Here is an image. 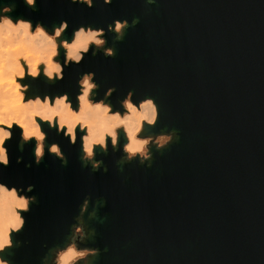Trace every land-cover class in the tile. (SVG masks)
I'll return each mask as SVG.
<instances>
[{"label": "water", "instance_id": "1", "mask_svg": "<svg viewBox=\"0 0 264 264\" xmlns=\"http://www.w3.org/2000/svg\"><path fill=\"white\" fill-rule=\"evenodd\" d=\"M12 15L42 21L49 30L67 20L69 41L81 24L107 29L114 19L131 24L139 17L115 44V34L106 31L115 56L90 50L81 64L65 68L63 80L48 83L41 74L23 83L31 85L28 96L68 92L76 108L80 74L95 72L96 99L113 86V110L129 90L135 102L153 97L158 121L142 135L176 129L179 140L162 150L153 145L150 167L134 159L121 170V132L120 151L112 152L109 142L107 155L97 152L108 171L93 173L79 159V135L72 145L45 124L46 153L37 165L35 141L21 151L14 128L2 182L34 185L27 195L38 202L13 237L25 243L5 258L42 264L48 248L67 241L91 194L96 215L85 220L96 235L80 246L100 249L94 264H264V0H94L91 8L37 0L36 11L18 0ZM58 59L63 62L62 48ZM53 142L68 157L66 166L47 153Z\"/></svg>", "mask_w": 264, "mask_h": 264}, {"label": "clouds", "instance_id": "2", "mask_svg": "<svg viewBox=\"0 0 264 264\" xmlns=\"http://www.w3.org/2000/svg\"><path fill=\"white\" fill-rule=\"evenodd\" d=\"M18 0H0V264H12L5 256L14 255L11 249L22 246L23 241L14 239L23 231L26 225L25 213L31 210V205L37 203L34 195H27L34 189L29 184L27 188L9 186L2 182L3 170L10 164V154L7 142L13 138L14 128H19L20 139L18 147L22 151L24 145L35 141L34 158L39 165L46 153L48 133L43 130L46 124L54 129L56 134H62L69 143L81 144L79 159L82 167H89L95 173L101 169L108 171L103 159H97V152L107 155L109 142L112 152L121 150V132L125 138L122 146L123 155L117 161L123 165L138 159L140 164L152 159L151 148L164 149L174 139L179 140L176 129L155 135H142L145 126L155 127L159 110L153 97H145L138 102L133 100L134 92L129 90L119 101L122 108L113 110L109 97L116 91L109 87L102 98L96 99L100 85L95 81V72L88 71L80 74L78 79L79 91L75 96L77 107H73V100L68 92L28 96L31 85L23 83L29 77L32 80L40 78L41 74L48 83H56L64 79V70L73 64L79 65L90 52L93 56L103 52L105 57H113L115 48L106 46V31L112 32L113 44L123 40L126 30L139 23V17L133 18L131 24L127 19H114L104 27H93L91 24H81L73 29L69 41L64 36L69 28L67 20H61L59 25H53L51 30L42 21L26 19L23 16L13 17ZM32 11L37 10V0H23ZM42 4L48 0H40ZM72 4L94 6V0H69ZM99 2V0H97ZM147 4H154L157 0H145ZM112 0H103V5L111 4ZM94 46V47H93ZM64 50L63 62L58 59L60 49ZM41 65L43 66L41 68ZM38 118V119H37ZM47 153L61 161L62 166L68 163L57 142L47 145ZM23 157L18 156L20 163ZM31 167L29 163L25 165ZM92 203L91 194L83 199L79 213L70 225L71 234L61 245L48 248L42 258V264H94L100 254L95 247H81L80 244L94 239L95 228L91 231L85 217L92 220L96 206L89 210ZM47 247V245H45Z\"/></svg>", "mask_w": 264, "mask_h": 264}, {"label": "bare ground", "instance_id": "3", "mask_svg": "<svg viewBox=\"0 0 264 264\" xmlns=\"http://www.w3.org/2000/svg\"><path fill=\"white\" fill-rule=\"evenodd\" d=\"M43 66L41 65V68H42ZM21 131V130H20Z\"/></svg>", "mask_w": 264, "mask_h": 264}]
</instances>
